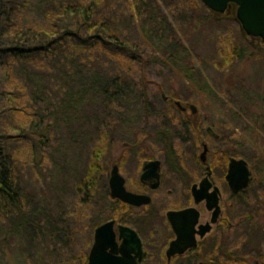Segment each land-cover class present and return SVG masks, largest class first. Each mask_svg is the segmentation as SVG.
Returning a JSON list of instances; mask_svg holds the SVG:
<instances>
[{
    "label": "rangeland",
    "instance_id": "1",
    "mask_svg": "<svg viewBox=\"0 0 264 264\" xmlns=\"http://www.w3.org/2000/svg\"><path fill=\"white\" fill-rule=\"evenodd\" d=\"M94 1L100 15L114 21L112 29L124 31V39L137 44L143 55L137 54L142 56L133 59L106 48L90 51L70 42L53 59L32 57L0 66V133L7 137L23 210L31 213L28 217L35 223L32 231L11 234L10 224L0 214V264H86L94 229L113 216H126L128 224L140 232L147 253L144 264L163 263L157 250L167 233L163 223L162 227L159 221L154 224L153 212L181 200L158 197V191L148 206L151 217L146 219L140 211L129 214L109 198L107 177L111 165L120 161L127 186L142 190L137 175L149 156L138 147V138L147 122L149 132L157 126L184 137L183 155L177 156L183 157L176 166L198 168L199 151L190 152L192 134L179 126L186 118L174 106L165 105L161 93L205 111L217 131L221 120L238 126L252 180L238 206L227 203L228 214L234 216L231 221L240 226L226 232V251L209 255H219L221 264H264V48L249 43L227 16L215 21L200 0H153L150 3L166 16L182 46L173 65L163 44L143 39L141 26L151 27L147 15L136 19L138 11L147 14L144 0L138 6H134L137 0ZM50 3L25 0L14 21L20 26L47 25ZM94 79L124 84V90L118 91L121 100L109 94V99L97 98L87 91L78 105L79 118L59 117L58 103L68 93L90 87ZM36 112L42 116L39 131L49 136L44 144L26 132L16 138L11 129L27 127V119ZM162 116L178 125L169 126ZM65 121L70 122L66 125ZM126 142L133 143L130 153L123 149ZM169 167L163 165L165 170ZM165 174L161 190L172 183ZM14 216L11 210V219Z\"/></svg>",
    "mask_w": 264,
    "mask_h": 264
},
{
    "label": "flooded vegetation",
    "instance_id": "2",
    "mask_svg": "<svg viewBox=\"0 0 264 264\" xmlns=\"http://www.w3.org/2000/svg\"><path fill=\"white\" fill-rule=\"evenodd\" d=\"M251 43L258 49L264 48V45L256 39L251 41ZM161 99L165 102V105L168 104L170 107L174 106L175 110L186 118L185 121L182 120L179 123V126L182 125V129H188V132L192 134L191 139H188L191 141L190 152L196 154V151H199L198 168L176 166L180 164L179 158L183 157L180 156L178 158L177 156L183 155L181 153L183 150L182 143L186 144V140L183 139L184 137L172 132L169 128L164 130L157 129V126L154 131L149 132L147 129L149 124L146 121L147 123H145L143 134L138 138V147L149 156L143 159L139 174L137 175V185L142 190L138 191L134 186H127V183H129L128 178L120 171L121 162L116 161L111 165V169L107 174L109 198L112 199L113 203L123 205L129 214L134 211H140V214L147 219L152 214L148 206L154 202L155 193L159 191L158 197L162 195L165 199L177 197L181 202L167 207L164 210L159 209L153 212L155 218L154 224L159 221L160 223L158 224L162 227L161 224L163 223V231L167 233V236L163 237L160 241L157 250V255L160 256L161 262H163L162 264H175V261H179L178 264H221L219 255L216 257L217 255L211 256L209 253L221 254L223 250L224 252L226 251V232H234L240 226V222L231 221L234 216L228 214L230 213L228 208L238 206V201L241 200V196L245 193L252 180L250 161L246 159L247 157L244 158L245 156L243 154L247 152L241 145L239 136L237 135L239 132L238 126H231V121L225 122L221 120L219 122L221 130L217 131L215 126L207 121L206 116L208 114L198 109L196 105L182 103L180 100L174 99L165 93H161ZM191 106H194V111ZM162 117L168 122L169 126L174 124L178 125L177 121L174 123V120L167 119L165 116ZM208 127L217 136L208 132ZM133 148L132 142L123 144V149L128 153ZM202 153H204V160L200 157ZM211 155L213 156L210 159ZM231 159L245 160L250 173L247 186L239 188L237 191L231 188L226 178ZM150 161H159V180L156 188H152L148 183H144L141 180V175L144 172V164ZM165 164L170 166L166 170L163 169V165ZM114 166H117L118 172L124 178L125 189L138 195L149 196V203L136 206L123 202L118 198L111 197L109 178ZM165 172L171 176L172 183L166 190H161L165 186ZM204 180H206V184L203 185L207 186V188L201 186ZM214 199L216 200L215 204H213ZM228 201H230L229 207L227 205ZM169 212H175L174 214H176L171 220L168 216ZM123 217L121 219L120 217L113 216L99 225L107 221H113L112 228L118 247H120L123 241L120 237V227L126 226L134 230L140 239L142 249V257L138 264H144L147 253L142 236L136 228L128 224L129 222L126 220V216ZM236 218L238 217L236 216ZM262 226L264 230V221ZM93 242L94 237L92 244ZM173 249L176 252L169 256V250ZM201 253H204L203 256L198 257Z\"/></svg>",
    "mask_w": 264,
    "mask_h": 264
},
{
    "label": "trees",
    "instance_id": "3",
    "mask_svg": "<svg viewBox=\"0 0 264 264\" xmlns=\"http://www.w3.org/2000/svg\"><path fill=\"white\" fill-rule=\"evenodd\" d=\"M50 1L51 16L48 18L47 25L36 23L32 26H20L17 21H14V18L18 15V10L24 5L25 0H0V66L5 63L17 65L32 57L45 58L48 56L53 59L60 56L63 47L70 42L83 45L90 51H95L98 48L110 49L133 59H136V56L143 55V52H140L141 48L136 46L137 44L124 39L122 36L124 31H119L117 28L112 29L114 21L111 20L109 15L104 17L100 15L99 12L101 11L97 9L94 0ZM152 1H143L148 6L146 8L147 14L140 11L136 14V19H141L147 15L151 24L148 29L141 26L143 39L154 45L163 44L169 53L168 60L170 59L173 65L177 64L179 50L182 48L179 38H175V30L170 28V23L167 22L166 16L160 12L161 10L159 8L155 9L150 3ZM135 5H139V0L135 1ZM208 12L215 21L223 19L222 17H214L209 10ZM130 16L131 19H135L134 14L131 13ZM139 52L142 55L137 54ZM124 88V84H120L115 80L96 79L95 81L94 79L90 87L81 90L83 93L80 89H77V92L68 93L58 103L56 114L59 117L63 114V116L66 115L67 118L74 120L79 118L81 114L78 105L85 99L84 93H87V91H92L88 93L97 98L103 96L107 99L114 96L117 100H121L120 98L123 95L119 94L118 91H123ZM110 91L114 92L110 94ZM108 94L110 96H107ZM9 100L14 103L13 98L9 97ZM9 108H12V106H9ZM41 119V114L36 112L27 119L24 125L27 127L13 126L11 129L14 130L13 133L16 138L20 137L21 132H26L28 136L34 135L38 143L44 144L49 140V136L39 131V128L43 127L39 123ZM87 119L82 122L87 121ZM65 122L68 125L70 121ZM44 130L48 132V128H44ZM104 135L100 133L99 136L103 137ZM5 136L6 134L2 131L0 133V214L5 216L10 224L11 234L21 235L28 229L32 231L35 223L28 217L31 216V213L27 214L23 210L24 203L20 188L15 181L13 159L8 152L7 137ZM11 210L15 215L13 219L10 217Z\"/></svg>",
    "mask_w": 264,
    "mask_h": 264
},
{
    "label": "water",
    "instance_id": "4",
    "mask_svg": "<svg viewBox=\"0 0 264 264\" xmlns=\"http://www.w3.org/2000/svg\"><path fill=\"white\" fill-rule=\"evenodd\" d=\"M203 5L216 18L224 16L234 20L241 34L251 41L258 40L264 44V0H200ZM194 111V106H191ZM208 132L214 134L210 127ZM204 160V153L201 154ZM249 170L245 160H230L229 172L226 176L227 181L234 191L247 186L249 183ZM141 180L148 183L152 188L158 186L159 180V161L145 162L144 172ZM201 183L204 187L206 184ZM110 195L118 198L123 202L136 206L147 204L150 197L147 195H138L129 192L124 187V178L118 172L117 166H114L109 178ZM207 188V186H205ZM199 198V197H198ZM216 203L214 199L213 204ZM175 212H169L170 220L176 215ZM113 221H107L99 225L94 231V242L88 255L87 264H138L142 257L141 242L134 230L129 227H120V237L123 239L120 247L117 246L115 234L113 232ZM174 247V245H173ZM176 251L169 250L168 255L174 254ZM181 252V250H179ZM120 253V255H118Z\"/></svg>",
    "mask_w": 264,
    "mask_h": 264
}]
</instances>
